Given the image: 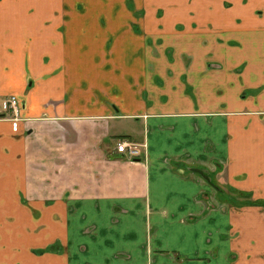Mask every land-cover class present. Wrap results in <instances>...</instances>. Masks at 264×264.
<instances>
[{"label": "crops", "instance_id": "1", "mask_svg": "<svg viewBox=\"0 0 264 264\" xmlns=\"http://www.w3.org/2000/svg\"><path fill=\"white\" fill-rule=\"evenodd\" d=\"M133 3L0 0V264H142L178 213L188 264H264V0Z\"/></svg>", "mask_w": 264, "mask_h": 264}, {"label": "flooded vegetation", "instance_id": "2", "mask_svg": "<svg viewBox=\"0 0 264 264\" xmlns=\"http://www.w3.org/2000/svg\"><path fill=\"white\" fill-rule=\"evenodd\" d=\"M133 9V8H132ZM14 96L17 101H18V105H19V113L18 116L15 117L11 112L7 115L5 114L4 116H1L0 118H10L11 120H13L15 123L16 122V127L14 125V130L17 131L18 130V120L21 119V110H22V104L19 100V98L16 95H10L9 97ZM1 103V101H0ZM128 143L129 144V150L130 148L135 149L134 154L130 153L129 151L125 152V153H118L127 156L129 159L134 160V161H141L144 155V149L146 148V145H142V144H138L136 142H133L132 140H130L129 138H127L126 136H120L119 138L116 139V150H117V146L119 143ZM208 176V180L209 183L212 184L217 191L219 192V194H221L218 199L219 200H223L225 202H228L230 205H235V203H240V199L241 198H246V200L242 203H249V198H247L244 194L239 195L235 192H231L230 190L227 192V195H224V191L223 188H221L214 180L215 174L211 173H207L206 177ZM205 199V195L204 198L202 200ZM208 199V198H207ZM209 200V199H208ZM261 204L264 206V201L261 202ZM153 233L152 230H150V232H147V236L145 237V244L143 247V254H144V259L142 260V264H185V262H189L188 258H186L187 260H183L181 258V256L179 254L176 253L175 250H169V249H163L161 248V245L156 244L155 240H153ZM160 249V250H159Z\"/></svg>", "mask_w": 264, "mask_h": 264}, {"label": "rangeland", "instance_id": "3", "mask_svg": "<svg viewBox=\"0 0 264 264\" xmlns=\"http://www.w3.org/2000/svg\"><path fill=\"white\" fill-rule=\"evenodd\" d=\"M127 2V6L130 8V9H134V3L133 1L134 0H125ZM136 13V12H135ZM217 131H218V128H217ZM209 148L211 149V145H209ZM204 196H201L200 199H203ZM128 212V215L126 216H122L121 214H116L115 216H113L114 218H118L120 221L121 220H126V221H130V223H128V230H129V234L131 236H133V239L135 240H139V239H142V236H145L144 232H145V228H143L144 226V223H145V212L143 211V208L141 206H138V208H136L135 206L129 208V210L127 211ZM158 215V214H157ZM165 216H171L172 213L170 212L169 214H164ZM159 216V215H158ZM181 216L180 213H178L177 217L175 219H171V221H168V220H163L162 221V228L160 229V233H159V244H164L166 245V240L169 239V238H172L173 241L175 240L176 241V253L179 254L181 256V258L184 260H187L186 258H188V254L192 255V254H195V253H200L201 249H202V246L200 244V242L197 244V245H194V246H191L189 244V241H187V238L190 237V233L186 234V230L184 229L183 226L179 225L178 226H175V227H172V228H168V226L170 227L171 223L178 220V218ZM146 218H147V215H146ZM166 218V217H165ZM151 219H152V223L154 224L155 222V216H151ZM161 219H163V217H161ZM174 220V221H173ZM187 223L191 222V220H189L187 218L186 220ZM178 223V221H177ZM145 227H146V224H145ZM154 228V227H153ZM143 232V234H142ZM149 232H150V228H149ZM155 233V230L154 232ZM199 231H198V237L200 236L199 235ZM129 235V236H130ZM188 236V237H187ZM128 238H131V237H128ZM194 241H198V240H194ZM194 247V249L192 248ZM178 248H181V250H179ZM195 257H198V254L195 256ZM185 264H188V262H185Z\"/></svg>", "mask_w": 264, "mask_h": 264}, {"label": "built area", "instance_id": "4", "mask_svg": "<svg viewBox=\"0 0 264 264\" xmlns=\"http://www.w3.org/2000/svg\"><path fill=\"white\" fill-rule=\"evenodd\" d=\"M12 113L15 117L18 116L19 113V105H18V101L14 96L11 97H6L4 98L1 103H0V117L4 116L5 114H9ZM15 127H16V122L14 123ZM129 144L124 142V143H119L117 146V151L119 153H125L127 151H129L130 153L134 154L135 149L130 148L129 150Z\"/></svg>", "mask_w": 264, "mask_h": 264}]
</instances>
